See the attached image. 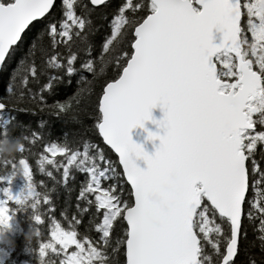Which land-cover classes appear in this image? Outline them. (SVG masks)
Returning a JSON list of instances; mask_svg holds the SVG:
<instances>
[{
	"label": "snow or ice",
	"instance_id": "6c2138e0",
	"mask_svg": "<svg viewBox=\"0 0 264 264\" xmlns=\"http://www.w3.org/2000/svg\"><path fill=\"white\" fill-rule=\"evenodd\" d=\"M74 77L71 95L49 102ZM5 84L0 137L23 148L2 161L0 223L26 193L30 219L47 218L48 238L28 249L39 264H264V18L251 0H0ZM157 103L164 132L149 154L129 131ZM23 115L67 130L49 140L47 119L30 128ZM37 156L53 184L43 191ZM56 186L69 194L60 219Z\"/></svg>",
	"mask_w": 264,
	"mask_h": 264
},
{
	"label": "trees",
	"instance_id": "16d2710c",
	"mask_svg": "<svg viewBox=\"0 0 264 264\" xmlns=\"http://www.w3.org/2000/svg\"><path fill=\"white\" fill-rule=\"evenodd\" d=\"M113 2H116V0H113ZM106 26H107V22H106ZM92 39H93V42L95 44L102 43V35L101 34H97ZM14 66H15L14 64L10 66L9 72L11 71V67H14ZM107 70L108 69L106 68V71ZM83 74L86 77H90V75H91L87 71H84ZM75 81H76V77L73 78L72 85L69 86L68 88H64L63 86H59L60 90L57 92L55 97H49V102H51L52 99L63 100L67 96H70L71 93L76 88ZM4 90H6V84H5V88L0 90V95L3 94ZM21 119L27 125H29L30 128H36L38 120L47 119L48 120V127H46L44 129V131L50 132V135L47 137L49 140L59 139L62 132L67 130V126L63 123V121L56 120L52 117H43V116H39V115H35V116L34 115H23V116H21ZM28 130H29V128H26L23 131L27 132ZM20 131H21L20 129H17L16 132L13 133V135L19 134ZM100 143L103 145L106 153L114 161H116L118 163V158H117L116 154L109 147H107L105 144H103L102 139H100ZM35 159H38V156L35 158L29 157L30 169L33 172V179H34V181L37 182V184H36L37 191H43V189H41L39 187V183H38L41 180H43L49 188H52L53 187L52 181L45 174H43L39 171V167L36 165ZM8 171H10V169H8ZM4 174H6V170H5V167L2 163V161H0V175H4ZM14 178H16V177H14ZM14 178H13V180H14ZM80 179H82V177L80 176V174H77V181H79ZM70 183H73V182H70ZM4 184H6V183L0 182V186H2V185L4 186ZM11 190L13 191V189H11ZM75 194H76L75 191H73L70 194V199L68 200V203H69L68 212H69V214H71V212H72L71 204L74 202ZM51 195L53 197V203L55 204V213L54 214H55L57 219H60L59 213L64 208L66 196L69 194H66L64 188L56 186ZM8 206L12 207L14 205L11 204V202H9ZM30 211H31L30 209L25 211V212L17 211L15 214V217L22 225L26 226L28 221H29V212ZM40 228H41V232H42L41 241H43L44 239L48 238L47 218L46 217H45V223H42L40 225ZM37 247H38V244H37V241L35 239L32 241L31 245L28 246V245H26L23 237L21 235H17L15 247L11 248V249H5L3 252H0V264H19L21 262H27L28 264H39L38 260L35 258L36 253L34 251L28 250L29 248L35 249ZM5 253H6V255H5Z\"/></svg>",
	"mask_w": 264,
	"mask_h": 264
},
{
	"label": "clouds",
	"instance_id": "9594fccd",
	"mask_svg": "<svg viewBox=\"0 0 264 264\" xmlns=\"http://www.w3.org/2000/svg\"><path fill=\"white\" fill-rule=\"evenodd\" d=\"M251 6L257 15L264 18V0H251ZM22 148L23 140L19 136L0 137V161L16 158ZM22 172V166H18L15 170H10L8 174L22 175ZM17 206L23 209L21 212L31 210V198L23 191L20 193ZM35 215H39V212H29V221L26 226L22 225L15 216L7 223H0V252H3L5 249L14 248L17 235H21L28 246L31 245L34 239L37 242L41 241V222L30 219V217H34Z\"/></svg>",
	"mask_w": 264,
	"mask_h": 264
},
{
	"label": "water",
	"instance_id": "95a60500",
	"mask_svg": "<svg viewBox=\"0 0 264 264\" xmlns=\"http://www.w3.org/2000/svg\"><path fill=\"white\" fill-rule=\"evenodd\" d=\"M221 36H222L221 32H219L216 28L212 29L211 37H212L213 43H219ZM150 112H151L152 119L145 120L143 127H141L140 125H137L136 127L130 129L129 134L134 142L141 144L143 149L147 153L152 154L155 151V147L159 144V135H163L164 129L161 127H158L157 124L153 123V119L158 121L163 117V110L160 104L157 103L156 106L151 108ZM145 129L152 131L154 133H158V135L153 137L152 139H147L146 138L147 131H145ZM107 147L110 148V146H107ZM116 156L118 158L117 154ZM136 163L141 168H144L147 166L146 162L144 161L142 157L136 158Z\"/></svg>",
	"mask_w": 264,
	"mask_h": 264
},
{
	"label": "rangeland",
	"instance_id": "374dc122",
	"mask_svg": "<svg viewBox=\"0 0 264 264\" xmlns=\"http://www.w3.org/2000/svg\"><path fill=\"white\" fill-rule=\"evenodd\" d=\"M5 183H7V182H5ZM24 183H25V181H24L22 175L18 174L16 176V178H14V180L11 182L10 187H11V189H13V192L15 193L16 191H19L20 188L23 187ZM4 186H7V185L4 184ZM4 186L2 185V186H0V188H2ZM2 198H3V194H2V192H0V199H2ZM19 264H28V263L27 262H21Z\"/></svg>",
	"mask_w": 264,
	"mask_h": 264
}]
</instances>
